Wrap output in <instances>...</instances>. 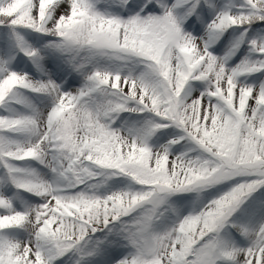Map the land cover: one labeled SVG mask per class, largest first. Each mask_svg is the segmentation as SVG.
<instances>
[{
    "label": "snow or ice",
    "instance_id": "1",
    "mask_svg": "<svg viewBox=\"0 0 264 264\" xmlns=\"http://www.w3.org/2000/svg\"><path fill=\"white\" fill-rule=\"evenodd\" d=\"M0 264H264V0H0Z\"/></svg>",
    "mask_w": 264,
    "mask_h": 264
}]
</instances>
